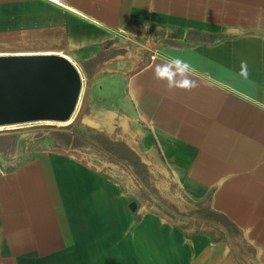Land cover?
<instances>
[{
    "label": "crops",
    "instance_id": "1",
    "mask_svg": "<svg viewBox=\"0 0 264 264\" xmlns=\"http://www.w3.org/2000/svg\"><path fill=\"white\" fill-rule=\"evenodd\" d=\"M63 2L0 0V55L68 59L90 100L81 141L230 225L185 230L155 204L137 215L116 179L73 153L72 133L46 135L48 149L0 158V264H264V0ZM176 57L199 87L154 78Z\"/></svg>",
    "mask_w": 264,
    "mask_h": 264
},
{
    "label": "rangeland",
    "instance_id": "2",
    "mask_svg": "<svg viewBox=\"0 0 264 264\" xmlns=\"http://www.w3.org/2000/svg\"><path fill=\"white\" fill-rule=\"evenodd\" d=\"M79 71L81 75V88L77 103L69 119L63 122L40 120L0 126V158L6 161L10 160L12 156L22 158L34 152L39 146L48 149L46 147H49V145L37 142L44 139L43 137L46 135L50 136L56 134L57 136L54 140H57L59 143L60 135L69 137V135H67V132H69L73 134V136L70 135V137L76 139L74 145H72L76 150L73 153L81 157L86 165L90 166L92 169L104 170L103 172L106 176L116 179L122 186L124 192L129 196L128 204L131 209L137 212V215H140L141 211L146 207L149 211H157V208L153 205L155 202H151L150 199L145 197L146 192L154 194L155 197H159L164 204H171V206L176 209L187 212L190 206L183 197L178 194L175 188L170 185L168 180L164 182L155 181L154 186H152L153 184L150 179L146 177V179L139 180L138 177L133 174L129 165L123 164V162L120 163V158L115 156L113 148L98 147L96 144L92 143L93 141L89 142L85 139L81 141L82 137L85 136L89 138L90 135L84 133L80 129L82 116L86 113V111H83V106L85 107L87 105L83 104V102L87 103L90 100L86 101L87 88L85 79L80 69ZM98 105V100H96L95 106L98 107ZM109 105L110 108L113 109L112 105ZM75 125L78 127L75 128ZM107 134L110 137L116 138L126 136L127 140L131 138L130 132H117L112 128L108 130ZM98 136L97 133L91 136L96 143ZM60 147L68 148L65 147V145ZM103 164L105 165V169L102 166ZM147 184H150L151 188L148 187ZM218 236L223 235L218 233Z\"/></svg>",
    "mask_w": 264,
    "mask_h": 264
},
{
    "label": "water",
    "instance_id": "3",
    "mask_svg": "<svg viewBox=\"0 0 264 264\" xmlns=\"http://www.w3.org/2000/svg\"><path fill=\"white\" fill-rule=\"evenodd\" d=\"M80 88L79 69L63 56L0 55V126L66 121Z\"/></svg>",
    "mask_w": 264,
    "mask_h": 264
},
{
    "label": "trees",
    "instance_id": "4",
    "mask_svg": "<svg viewBox=\"0 0 264 264\" xmlns=\"http://www.w3.org/2000/svg\"><path fill=\"white\" fill-rule=\"evenodd\" d=\"M147 198L154 200L155 206L166 217L176 221L180 228L185 230H208L214 234H218L221 228H228L230 223L218 213L210 211L209 208L202 203L199 205V209L191 210L188 212H180L170 204L163 205V202L156 198L152 199L147 195Z\"/></svg>",
    "mask_w": 264,
    "mask_h": 264
},
{
    "label": "clouds",
    "instance_id": "5",
    "mask_svg": "<svg viewBox=\"0 0 264 264\" xmlns=\"http://www.w3.org/2000/svg\"><path fill=\"white\" fill-rule=\"evenodd\" d=\"M194 71L195 69L189 62L176 57L170 61L156 64L154 66V78L166 82L169 91L180 89L190 92L199 87L197 80L191 76Z\"/></svg>",
    "mask_w": 264,
    "mask_h": 264
},
{
    "label": "built area",
    "instance_id": "6",
    "mask_svg": "<svg viewBox=\"0 0 264 264\" xmlns=\"http://www.w3.org/2000/svg\"><path fill=\"white\" fill-rule=\"evenodd\" d=\"M45 1L55 5L57 7L65 8V4H64L63 0H45Z\"/></svg>",
    "mask_w": 264,
    "mask_h": 264
}]
</instances>
